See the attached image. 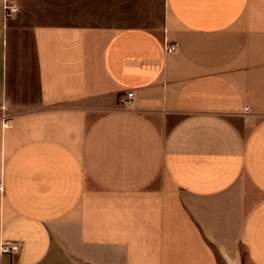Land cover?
Masks as SVG:
<instances>
[{"label": "crops", "instance_id": "0c3cea01", "mask_svg": "<svg viewBox=\"0 0 264 264\" xmlns=\"http://www.w3.org/2000/svg\"><path fill=\"white\" fill-rule=\"evenodd\" d=\"M8 1L0 264H264V0Z\"/></svg>", "mask_w": 264, "mask_h": 264}, {"label": "built area", "instance_id": "2783aa9c", "mask_svg": "<svg viewBox=\"0 0 264 264\" xmlns=\"http://www.w3.org/2000/svg\"><path fill=\"white\" fill-rule=\"evenodd\" d=\"M17 8L14 4H12L8 0H4L3 4V12L5 19H12L17 13ZM178 49V45L176 43H172L164 48L166 53H172ZM132 94H127V99L131 98ZM125 103L126 101L123 100ZM245 121H247V117H245ZM21 250V245L18 242L13 241H0V254L4 256H8L11 261H14L19 255Z\"/></svg>", "mask_w": 264, "mask_h": 264}, {"label": "rangeland", "instance_id": "374dc122", "mask_svg": "<svg viewBox=\"0 0 264 264\" xmlns=\"http://www.w3.org/2000/svg\"><path fill=\"white\" fill-rule=\"evenodd\" d=\"M121 103L123 104V101H121ZM241 261H242V264H250V263L248 262L246 256L244 255V252H243V254H242V259H241Z\"/></svg>", "mask_w": 264, "mask_h": 264}]
</instances>
